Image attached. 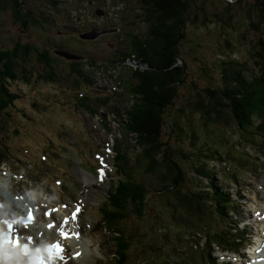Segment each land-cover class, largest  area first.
I'll return each instance as SVG.
<instances>
[{
    "label": "rangeland",
    "instance_id": "374dc122",
    "mask_svg": "<svg viewBox=\"0 0 264 264\" xmlns=\"http://www.w3.org/2000/svg\"><path fill=\"white\" fill-rule=\"evenodd\" d=\"M256 1L194 0L191 14L194 22L186 28V38L180 46L186 82L179 87V97L167 116L170 124L177 119L185 131L190 127L187 122L190 118L201 140L210 144L218 139L219 143L224 136L220 147L231 156H222L224 163L211 162L210 167L214 171V184L232 196L235 205H240L236 217L230 220L231 225L236 227L242 221L240 226L252 227L253 232H248L246 240L258 231L264 240L262 132L221 123L211 133V126L208 129L202 124L191 107L198 101L205 104L204 88L219 85L217 66L221 59L229 57L245 63L264 85V73L253 57L254 44L264 38V25L255 29L250 24L257 17L252 11ZM140 4V0H26L20 8L26 14L23 21L14 13L10 0L0 2V57H10L19 74L5 85L19 95V102L18 111L1 115L0 161L7 168L0 169L3 176L0 204L4 200L15 208L11 213L12 217L14 213L18 215L16 221L23 225L20 231L30 233L25 240L38 242L40 239L37 249L47 244L60 245L63 259L48 258L50 264H117V248L112 236L103 231V225L89 235L78 234L82 244L75 234L68 233L71 228L66 222L77 216L81 219L80 227L88 231L90 215L97 210L98 201L104 202L106 185L109 187L112 183V147L116 139L121 140L126 112L133 102L127 89L138 85L131 76V69L137 68V58L136 55L128 58L130 49L127 50L126 43L131 44L130 38H133L135 42L130 51H137L147 33ZM205 16L207 22L203 24ZM97 29L104 33L94 39L81 38L82 34L97 32ZM226 41L232 48H227ZM82 91L85 95L80 97ZM82 98H86V107L81 106L79 99ZM165 132H169V127H165ZM125 149L128 151L129 147ZM15 159L22 162L14 163ZM11 169L17 174L13 175ZM64 169L66 173L62 174ZM83 171L92 176H97L99 171L96 179L99 181L94 182L87 202L74 214L71 208L84 191ZM203 181L205 186L208 181ZM56 184L59 189L51 186ZM162 200L153 191L145 221L126 216L128 219L122 227L132 238L129 259L122 264H164L165 260L170 264H203V256L219 264L223 261L235 264L234 255L220 253L206 242L204 249L198 245L195 248L192 232L185 235L177 232L184 228L182 224L191 223L183 214L175 215L182 219L180 222L167 210L160 212L164 218L158 216L157 209L164 205L160 203ZM5 220L11 222L6 216L0 217L3 232ZM61 232L68 238L61 236ZM76 244H82L86 250L85 253L80 250L83 255H78Z\"/></svg>",
    "mask_w": 264,
    "mask_h": 264
},
{
    "label": "trees",
    "instance_id": "16d2710c",
    "mask_svg": "<svg viewBox=\"0 0 264 264\" xmlns=\"http://www.w3.org/2000/svg\"><path fill=\"white\" fill-rule=\"evenodd\" d=\"M10 1L14 13L25 21L26 14L20 8L26 0ZM193 2L140 0L139 11L147 24V33L140 43L137 39V51H130L133 49L131 44L135 42L133 38H130L131 44L126 43L127 50L130 49L128 58L131 55L137 58V68L131 69V76L138 85L127 89L133 102L126 112L121 140L116 139L113 147L115 175L107 200L109 213L103 208L96 213L97 218H103L107 229L118 224L121 230L114 237L119 264L127 263L132 238L120 224L128 219L127 215L145 221L153 191L164 198L160 201L164 202L163 209L158 208L157 212L167 210L174 218L177 213L183 214L197 232L207 237L208 243L232 245L227 237L230 234L222 231L221 223L227 216L224 209L235 210L236 207L230 197L214 184V171L210 167L211 162L224 163L222 156H231L220 147L224 136L221 134L223 137L219 143L218 139L210 144L201 140L190 118H187L190 127L186 131L177 119L171 124L167 119L179 97V87L186 82L180 46L186 38V28L194 22L191 17ZM54 3L57 4L56 1ZM252 11L257 13V17L251 19L250 24L255 29H261L260 24L264 25V0H257ZM230 18L231 15L227 21ZM206 20L205 16L202 23L206 24ZM226 44L227 48H232L229 41ZM254 49L255 63L264 73V38L256 41ZM14 56L17 57V54L14 53ZM0 59L1 130V115L16 111V94L5 85L19 74L10 57L1 56ZM217 67L219 85L204 88L205 104L198 101L191 107L192 112L198 114L201 123L208 129L211 126V133L223 123L251 131L259 129L264 137V85L260 78L249 71L245 63L229 57L219 60ZM85 99H80L83 107H86ZM165 127H169L167 134ZM127 146L128 151L125 149ZM234 156L240 157L239 154ZM5 164L0 161V168ZM187 167L192 172H188ZM203 180L208 181L205 186ZM208 221L213 228L209 227ZM164 264L170 263L165 260Z\"/></svg>",
    "mask_w": 264,
    "mask_h": 264
},
{
    "label": "bare ground",
    "instance_id": "6f19581e",
    "mask_svg": "<svg viewBox=\"0 0 264 264\" xmlns=\"http://www.w3.org/2000/svg\"><path fill=\"white\" fill-rule=\"evenodd\" d=\"M95 181H99V180H96L95 178H92V177H90L89 175H87V174H84V173H82V186H83V195H82V197L81 198H79V202L73 207V208H71V210H72V213H77V212H79L80 211V208H82V205L85 203V202H87V200H88V198H89V195H90V193H91V189H92V187H93V185H94V182ZM25 192V191H24ZM27 192V191H26ZM115 209V208H114ZM15 210V208L12 206V205H7L6 203H4V206H3V203H1V205H0V217H3V216H6V219H8V220H11V222H10V224H12L13 225V229L14 230H17V231H15V233H17L19 236H20V234H19V232H21V233H23L24 231L21 229V231H20V227L22 228V225L21 224H19V223H15L14 222V217H12V218H10V213L12 212H15L14 211ZM102 210H104V209H102ZM116 211H118V209L116 210ZM113 212H115V211H113ZM119 212V211H118ZM11 213V214H12ZM119 213H121V212H119ZM15 214V213H14ZM101 214V213H100ZM121 214H123V213H121ZM102 215V214H101ZM124 217V216H123ZM122 217V218H123ZM107 218V217H106ZM80 219L79 218H77V216H74L73 217V219L71 220V221H69V222H66V225L67 226H69L70 225V228H71V230H70V232L71 233H74L76 236L78 235V231H81V227H80V224H79V221ZM121 221H122V219H121ZM9 224V223H8ZM8 226V225H7ZM64 228V227H63ZM67 229V228H66ZM8 233V231H6V234ZM13 233H14V231H13ZM20 238H21V236H20ZM5 239V237L4 238H2L1 239V241L2 240H4ZM76 239H78V240H80L79 242H81L82 244H83V241L79 238V236H77L76 237ZM57 243H55V245H56ZM82 244H76V247L78 248V253H79V251L80 250H82L83 251V253H85L86 252V250L85 249H83L82 248ZM0 250H1V246H0ZM10 251H12V249H9ZM1 253H3V252H1L0 251V255H1ZM83 253L81 254V253H79L78 255L80 256V254L81 255H83ZM43 254L44 255H46V256H49V253L48 252H46V251H43ZM25 258L22 256V255H20L19 256V258H16V259H12L11 261H5L4 260V264H18V262L19 261H22V260H24ZM82 259V258H81Z\"/></svg>",
    "mask_w": 264,
    "mask_h": 264
},
{
    "label": "snow or ice",
    "instance_id": "6c2138e0",
    "mask_svg": "<svg viewBox=\"0 0 264 264\" xmlns=\"http://www.w3.org/2000/svg\"><path fill=\"white\" fill-rule=\"evenodd\" d=\"M46 215H50V213H46ZM32 218L29 217V221L31 220ZM28 221H26L25 223L27 224ZM12 224H8V228H9V231L11 232V229H12ZM49 227H54L53 225H49ZM61 236H63L64 238H68L67 235L63 232L60 233ZM31 239V238H29ZM7 243L9 244H12L14 243L15 244V247L19 248L21 245L19 243V239L17 238L16 241H12L10 238L7 239L6 241ZM37 251L39 252L40 250L37 249ZM62 252H63V249L60 247V245L57 243L56 245H50L49 248H48V253H49V259H53V258H60V259H63V256H62ZM24 256L27 257L29 256V251H28V247L27 245H24ZM30 264H47V261L41 256L39 257L36 261H31Z\"/></svg>",
    "mask_w": 264,
    "mask_h": 264
},
{
    "label": "water",
    "instance_id": "95a60500",
    "mask_svg": "<svg viewBox=\"0 0 264 264\" xmlns=\"http://www.w3.org/2000/svg\"><path fill=\"white\" fill-rule=\"evenodd\" d=\"M102 33H104V32H94V31H92V32H90V33H88V34H82L81 35V38H84V39H94V38H97L98 36H100ZM66 56H69V55H67L68 53H64Z\"/></svg>",
    "mask_w": 264,
    "mask_h": 264
},
{
    "label": "flooded vegetation",
    "instance_id": "af4514ba",
    "mask_svg": "<svg viewBox=\"0 0 264 264\" xmlns=\"http://www.w3.org/2000/svg\"><path fill=\"white\" fill-rule=\"evenodd\" d=\"M104 95H106V93Z\"/></svg>",
    "mask_w": 264,
    "mask_h": 264
}]
</instances>
